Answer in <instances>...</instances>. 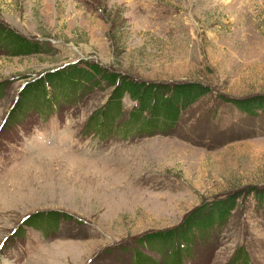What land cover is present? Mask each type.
<instances>
[{
    "label": "rangeland",
    "instance_id": "rangeland-1",
    "mask_svg": "<svg viewBox=\"0 0 264 264\" xmlns=\"http://www.w3.org/2000/svg\"><path fill=\"white\" fill-rule=\"evenodd\" d=\"M84 62L209 91L149 135L108 76L27 90ZM263 101L264 0H0V264H264ZM222 199L189 247L153 238Z\"/></svg>",
    "mask_w": 264,
    "mask_h": 264
},
{
    "label": "trees",
    "instance_id": "trees-1",
    "mask_svg": "<svg viewBox=\"0 0 264 264\" xmlns=\"http://www.w3.org/2000/svg\"><path fill=\"white\" fill-rule=\"evenodd\" d=\"M8 35L10 43L13 42L12 46L16 48L23 49L26 51L28 48L31 47L32 42H29L26 39L21 38L18 36L17 33L11 30H5ZM19 52V51H18ZM23 52H19L16 54H21ZM87 67H77L71 66L67 71L61 70L60 72H52L45 77H41L38 80V83L34 84L31 83V87L28 86L27 90H36L37 85L38 89L41 90L40 92L43 93L44 88L46 85L49 87L54 86L55 84H60V82L65 81L69 83H78L80 84V80L85 82L86 78L91 77V73L94 75L100 74L102 78L108 76L116 86L119 87L117 92L122 94L123 92H130V95L135 97L138 100L139 104L143 103L144 111L149 109L148 115H146L147 120L144 122H151L148 124L152 129L147 131L149 135H153L156 132H167L172 126H174L181 116V111L187 107L191 102L196 100L201 94L206 93L209 91L208 88L202 86L201 84H190L182 85L176 87L175 89H171L168 95L165 98L162 97L161 90L157 94L154 87L146 88L141 83H135L129 80L122 79L118 81L114 78V74L107 73L104 69H102L97 64L87 63L84 62ZM87 68V69H86ZM166 90V89H163ZM34 92V91H33ZM154 92V93H153ZM159 97H155V95ZM157 99V100H156ZM156 105V113L152 112V105ZM149 105H151L149 107ZM260 109L264 110V101L260 105ZM118 110V108H117ZM143 111V110H142ZM133 111L130 115L132 118L138 119L140 121L143 119L142 112L134 113ZM130 116V118H131ZM144 125H147L143 123ZM142 124V125H143ZM143 125V126H144ZM147 127V128H150ZM231 199H222L217 200L213 205L209 207H201L194 209L185 219L184 221L176 228L166 230V231H159V236H153V238L159 237V244L163 242H169L172 238H180L182 240V244L186 247H189V244L192 243L193 236L195 234L203 237L207 231L212 230L213 226L219 222L222 224V221H225L230 216V210L233 209L231 205ZM151 240V238H149ZM158 243V242H157ZM183 246V247H184ZM178 248V246H176ZM138 264H141L138 262Z\"/></svg>",
    "mask_w": 264,
    "mask_h": 264
},
{
    "label": "clouds",
    "instance_id": "clouds-1",
    "mask_svg": "<svg viewBox=\"0 0 264 264\" xmlns=\"http://www.w3.org/2000/svg\"><path fill=\"white\" fill-rule=\"evenodd\" d=\"M32 132H33V133H35V132H36V129H35V127H33V129H32ZM14 251H15V250H13V252H14ZM11 255H12L11 253H9V254H6V258H9V259H10V258H11ZM25 264H27V260L25 261Z\"/></svg>",
    "mask_w": 264,
    "mask_h": 264
},
{
    "label": "snow or ice",
    "instance_id": "snow-or-ice-1",
    "mask_svg": "<svg viewBox=\"0 0 264 264\" xmlns=\"http://www.w3.org/2000/svg\"><path fill=\"white\" fill-rule=\"evenodd\" d=\"M3 247V244L2 243H0V248H2Z\"/></svg>",
    "mask_w": 264,
    "mask_h": 264
}]
</instances>
